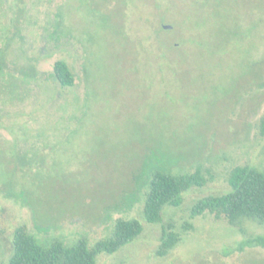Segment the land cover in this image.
Wrapping results in <instances>:
<instances>
[{"label":"rangeland","instance_id":"obj_1","mask_svg":"<svg viewBox=\"0 0 264 264\" xmlns=\"http://www.w3.org/2000/svg\"><path fill=\"white\" fill-rule=\"evenodd\" d=\"M58 60L74 86L54 80ZM263 118L264 0H0V264L22 225L94 244L119 218L144 232L98 264H264L244 246L264 224L192 216L234 167L264 172ZM157 166L208 180L166 207L181 240L165 256L144 217Z\"/></svg>","mask_w":264,"mask_h":264},{"label":"trees","instance_id":"obj_2","mask_svg":"<svg viewBox=\"0 0 264 264\" xmlns=\"http://www.w3.org/2000/svg\"><path fill=\"white\" fill-rule=\"evenodd\" d=\"M63 87L75 85V75L69 64L58 60L52 74ZM264 134V118L262 120ZM144 205V217L152 224L162 223V234L158 254L165 256L181 240L175 224L163 223L167 206L180 207L188 192L195 187H205L207 177L201 167L190 173H174L164 167H154ZM230 190L224 194L206 195L197 200L192 216L211 212L217 218H225L244 231V221L264 224V172L253 165H238L229 176ZM191 227V225H187ZM140 219L119 218L112 236L91 244L86 237L73 244L61 239L49 243L41 242L28 227L22 225L15 230L14 252L9 264H98L101 254H115L135 242L144 232ZM264 248V236L251 238L245 245Z\"/></svg>","mask_w":264,"mask_h":264},{"label":"flooded vegetation","instance_id":"obj_3","mask_svg":"<svg viewBox=\"0 0 264 264\" xmlns=\"http://www.w3.org/2000/svg\"><path fill=\"white\" fill-rule=\"evenodd\" d=\"M163 28H165V29H171L170 26H167L165 24H163Z\"/></svg>","mask_w":264,"mask_h":264}]
</instances>
